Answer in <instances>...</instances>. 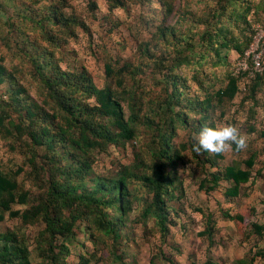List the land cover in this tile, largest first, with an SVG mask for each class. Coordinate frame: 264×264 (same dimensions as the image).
<instances>
[{"label": "rangeland", "instance_id": "374dc122", "mask_svg": "<svg viewBox=\"0 0 264 264\" xmlns=\"http://www.w3.org/2000/svg\"><path fill=\"white\" fill-rule=\"evenodd\" d=\"M216 2L127 0L124 7H112L109 0H69L68 7L62 8L58 4L59 15L66 14L67 22H63L61 17L58 25L48 26L50 34L59 40L51 44L39 27H32L37 20L45 22L46 9L55 6L56 0H0V64L13 72L18 83L27 90L21 94L24 98L21 106H11L8 120L19 125L26 108L32 106L31 102L40 105L39 108L32 107L39 115L43 110L51 112V104L42 105L45 96L47 100L48 96L30 75L31 63L18 58L21 46L25 48L34 42L38 44V51L47 49L52 54H46L53 62L47 69L54 76H57L58 70L75 76L83 74L99 89L111 87L128 117L129 110L121 94L122 88L115 83L117 77L106 74L105 65L110 63L116 70L123 68L124 88L132 91L140 102V118L134 126V138L112 144L103 152L96 150L89 179L117 178L126 169H131V173L150 169L156 134V129L154 131L151 126L158 125L159 107L164 106L172 88L168 86L169 67L174 66L173 75L179 80L181 110L186 113L189 124L187 128L177 129L174 142L178 147L188 145L189 150L184 152L185 164H180L172 174L177 189L175 198L168 201L174 211H171L172 224L167 243L163 241L153 215L147 213L153 194L139 180L131 179V211L124 223L116 227L115 236L92 231L88 224L79 222L68 245L67 264H172L167 260L171 258L176 264H206L209 259L216 264H241L239 261L243 259L246 264H264V230L259 236L252 227L253 223L264 226V171L253 184L241 191L239 197L225 200L219 191L206 193L200 190L199 184L207 171L201 164L202 157L197 155L200 158L197 159L194 155L196 152L190 148L193 140L197 142L194 139L198 135L195 128L203 114H196V110L204 109L202 100L207 92L210 95L224 85L237 59L231 51H224L223 56L228 57L221 62L214 51H207V42L199 45V34L205 30V21H212L211 9ZM241 2L244 3H238L237 13L250 7L261 15L264 9V0ZM251 14H246V20L227 15L218 28L228 36L233 32L241 45L245 44L250 34L249 18H255ZM11 21L20 31L11 28ZM181 40L183 49L180 53L177 45ZM190 42L195 55L191 62L186 63L181 60V54L190 55L191 50L187 48ZM202 55L204 59H201ZM9 87L5 86L0 92V102L8 100L6 91ZM78 98L89 106L96 104L95 97L90 98L87 93H80ZM261 105L258 132L243 130L245 109L235 108L231 102L216 105L212 120L234 123L235 119L237 123L234 124L248 137V146L242 153L231 151L224 154L221 161L223 167L243 163L252 151H259L260 162L264 163V137L260 136L261 129H264V103ZM223 109L227 115H220ZM27 122L24 124L26 134L22 138L5 137V131L0 133V166L3 172L16 178L21 189L35 194L39 188L30 177L33 169L28 158L37 154L41 161L44 160V149L33 147ZM42 123L40 121L35 127L40 129ZM110 127L112 131L115 130L112 124ZM258 165L256 168L261 167ZM18 171L21 172L18 174ZM33 198L31 195L30 200ZM27 207L15 204L13 210L23 211ZM198 210H202L204 215ZM225 212L239 218L228 219ZM207 215L212 220V241L200 235L207 229ZM44 228L45 223L41 221L24 225L20 217L10 218L9 213L0 222V234H13L15 240L11 239V245L15 248L26 247L30 264H50L47 256H52L53 248L50 250V245L43 242ZM60 250V244L54 247L56 253ZM162 250L167 258L162 256Z\"/></svg>", "mask_w": 264, "mask_h": 264}, {"label": "trees", "instance_id": "16d2710c", "mask_svg": "<svg viewBox=\"0 0 264 264\" xmlns=\"http://www.w3.org/2000/svg\"><path fill=\"white\" fill-rule=\"evenodd\" d=\"M68 1L56 0L55 6L46 9L48 14L45 22L37 20L32 27V29L39 27L51 44H56L59 40L54 34H50L51 30L48 29V26L58 25L61 17L63 22H67L68 16L64 13L60 16L58 6L68 7ZM109 1L112 7H124L127 3V0ZM238 3L244 2L241 0H217L216 5L211 9L212 21L207 22L206 20L205 30L199 34V45H202V42H207V51H214L221 62L228 57L223 56L224 51L234 50L240 56L245 53L251 42L250 23L248 26L250 34L245 44L242 45L237 37L232 34L233 32L228 36L224 34L221 28H218V25L226 19L227 15L246 20V14L253 12L251 15L256 20L264 21V9L260 13L261 15L250 7H246L242 13H237ZM28 20L31 21L32 19ZM11 28L20 31V28L12 21ZM181 43L182 40L177 45V50L180 53L183 49ZM187 44L191 53L189 56L181 54L183 55L181 60L189 63L194 58L195 51L192 42ZM37 45V42H34L25 48L21 46L18 58L31 63L30 75L48 96V100L45 96L42 105L51 104L49 108L51 112H44L43 110L42 114L39 115L34 108H39L40 105L31 102L32 106L26 108L25 116L20 120L19 125L13 120H8L11 106L13 104L14 106H21V101L24 99L21 94L27 90L18 83L13 72L0 64V92L5 86H11L6 91L8 100H1L0 102V133L5 131V137L22 138L26 134L24 124L28 120V135L33 147L44 149V160L41 161L37 154L28 158V163H31L33 169L30 177L36 183V188H39V192L35 194L21 189L16 178L3 172L0 166V222L4 221L6 213H9L10 218L20 217L24 225L35 224L39 221L45 223L42 232L44 235L43 242L45 245H50V250L53 248L52 256H47L49 263L67 264L65 257L69 253L68 245L72 242L74 230L79 222L88 224L87 227L92 231L115 236L116 227L124 223L131 211L129 184L131 179H135L139 180L153 194V200L147 209V213L153 215L163 241L167 243L170 225L172 224L171 211H174L168 205V201L175 198L174 193L177 189L172 174L180 164H185L184 152L189 150L188 145L178 147L174 142L177 129L187 128L189 124L186 113L181 110L179 80L173 75L174 66L168 68L167 79L170 83L168 86L172 87L168 99L165 100L164 106L159 107L158 125L151 126L154 131L156 129V134L152 148L153 164L150 169L141 173H131V169H126L117 178L95 177L89 179L96 150L103 152L112 144L116 145L120 143L119 141H128L134 138V126L140 118L139 112L141 110L138 108L140 102L135 99L132 91L124 88L123 68L116 70L110 63L105 65L106 74L112 78L117 77L115 83L122 88L121 94L123 93L122 96L127 101L129 110L128 117H126L121 100L117 99L116 93L111 87L99 89L83 74L75 76L58 70L57 76H54V73L47 69L53 63L46 56L50 53L47 52V49L39 50L42 51L39 52ZM204 58L205 56L202 55L201 59ZM52 66L55 68L54 65ZM263 86L264 73L257 74L250 80L247 91L242 92L240 80L233 76L232 65L224 85L210 95L207 92L205 99L202 100L204 109L196 110V114H203H201L195 130L199 133L203 124H212L214 122L212 115L216 105L222 106L228 102L233 103L237 93L244 95L240 105L241 109H243L245 101L251 102L249 120L255 119L258 107L264 103L263 99L258 97ZM82 92L87 93L90 98L95 97L96 104L89 106L81 101L78 95ZM220 115H227L224 109L221 110ZM40 121L44 123L38 129L35 125ZM234 123H237L235 119ZM111 124L115 127L114 131L110 127ZM244 129L245 132H258L256 126L249 122L244 126ZM260 136L264 137V130H261ZM195 143L197 142L193 140L192 145H190L193 151ZM233 148L235 149V146ZM233 151L235 153L242 152ZM194 155L197 159L202 157L200 159L201 164L207 171L206 177L199 184L200 190L206 193L219 191L225 200L239 197L241 191L247 188L246 184L256 181L264 171V163L258 160L257 153H253L249 159L241 164L224 167L221 163L224 160L223 154L215 155L201 151ZM197 155H200V158ZM257 164L261 167L256 168ZM42 175L43 177H41ZM31 195L34 197L32 200H30ZM15 204L27 205L28 207L23 211L13 210ZM198 211L204 215L202 210ZM224 215L232 220L239 218L238 216H231L229 212H225ZM206 219L207 229L200 235L207 236L212 241L211 216L207 215ZM252 227L254 232L261 236L264 226L253 223ZM11 239L15 240L11 233L0 234V264H30L27 248L13 247ZM59 244L61 250L56 253L54 247ZM161 253L163 257L167 258L163 250ZM167 260L176 264L172 258ZM239 263L246 264V260H240ZM206 264L216 263L209 259Z\"/></svg>", "mask_w": 264, "mask_h": 264}, {"label": "clouds", "instance_id": "9594fccd", "mask_svg": "<svg viewBox=\"0 0 264 264\" xmlns=\"http://www.w3.org/2000/svg\"><path fill=\"white\" fill-rule=\"evenodd\" d=\"M194 139L197 141L194 145L197 153L220 155L233 150L243 151L248 146L247 135L236 124L227 121L203 124Z\"/></svg>", "mask_w": 264, "mask_h": 264}, {"label": "built area", "instance_id": "2783aa9c", "mask_svg": "<svg viewBox=\"0 0 264 264\" xmlns=\"http://www.w3.org/2000/svg\"><path fill=\"white\" fill-rule=\"evenodd\" d=\"M251 42L243 55H238L233 65V76L240 80V89L247 91L250 80L264 73V21L249 19Z\"/></svg>", "mask_w": 264, "mask_h": 264}, {"label": "crops", "instance_id": "0c3cea01", "mask_svg": "<svg viewBox=\"0 0 264 264\" xmlns=\"http://www.w3.org/2000/svg\"><path fill=\"white\" fill-rule=\"evenodd\" d=\"M232 53H234L235 55H236V57H238V53L236 52V51H234V50H232L231 51ZM243 97H244V95H242V93H237V95H236V97H235V99H234V101H233V103H235V108H240V105L242 104V102H243ZM258 97L260 98V99H264V86H263V88H262V90H261V92L259 93V95H258ZM237 104V105H236ZM244 105V107H243V109H245V113H246V115L244 114L243 115V123L242 124H244V125H246L248 122L250 123V124H253V125H255L256 126V128H257V130L258 131H260V129H259V125H260V118H261V116H260V108L258 107V112L255 114V119L254 120H252V119H250L249 120V116H250V107H251V102L249 101V100H247V101H245L244 103H243ZM262 117H264V115L262 116ZM261 130H264V129H261ZM242 153V152H241ZM253 153H257L258 154V160H260V156H261V154H260V152L259 151H252V152H250V156L247 158V159H249L251 156H252V154ZM237 154H240V153H237ZM224 155V154H223ZM246 159V160H247ZM245 160H243V162H244ZM242 168H244V166L242 165ZM253 175H256V173H253ZM253 180V179H252ZM255 181V180H254ZM254 181H251V182H249L248 184H246L247 186L248 185H251V184H253L254 183Z\"/></svg>", "mask_w": 264, "mask_h": 264}]
</instances>
